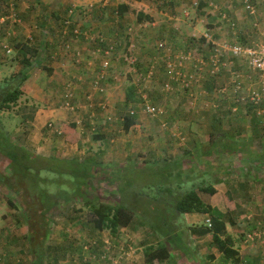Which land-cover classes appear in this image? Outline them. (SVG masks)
Here are the masks:
<instances>
[{
  "label": "rangeland",
  "instance_id": "rangeland-1",
  "mask_svg": "<svg viewBox=\"0 0 264 264\" xmlns=\"http://www.w3.org/2000/svg\"><path fill=\"white\" fill-rule=\"evenodd\" d=\"M32 1L33 0H0V38L11 34L9 39L10 47H12L18 39L19 41H24L25 39L22 32H20V27L24 21H31L29 19L30 15L36 10L31 4ZM60 1L65 7L71 6L74 2V10H79V12L74 11V16L80 18L81 21H85L89 18L91 14L90 10L94 7V5L93 7L91 5L83 8L77 7L75 4L82 3H78L76 0ZM180 1L182 0H177V2ZM183 1L187 3L188 6H191L193 10L196 9L197 4L195 6L194 1ZM82 2L84 4V2L86 3L87 1L82 0ZM152 2L160 5V8L165 10L171 7L170 3H165L163 0H152ZM233 3H236V9L239 10V12H244L245 14H247L246 11L249 14L247 5L251 6L255 11L254 13L257 15V19L255 18L254 22H256L258 26L252 25L253 29H250V43H246L247 40H243L239 34H237L235 40H232L231 38L234 37V34L228 28V24L233 22L235 24L234 29L238 33L237 23L230 19L226 13V19H223L224 26L222 32L219 30L217 35L214 34L217 41H219L218 43L224 45L233 44L234 42L242 45H253L257 43L264 29L263 23L258 18L262 13L261 10L264 11V8L261 10L259 8V5L261 7L262 4H257L256 0H233ZM23 5H28V7L23 10ZM210 8L214 18L215 15L218 14L222 20L223 15L221 14L219 6L217 5V8L211 6ZM97 9L98 8L95 10ZM104 11L108 17L114 15L111 9H105ZM135 12L136 9L127 14L130 16L126 23H123V30L117 27V32H122L123 34V40L121 39L122 41H119L120 46L117 50L115 43L110 40V42L114 44V51L117 55H113L115 57L111 56L112 59L109 63L110 65L116 63L121 68L119 69V71H121V89L119 93L122 98L128 84L134 81L139 90L142 88L140 94L145 95L151 103L158 105L162 110V114L150 117L142 113V105L138 101L134 104H121L117 109L112 111L108 110L109 106L101 108L98 113H107V117L110 115V120L106 119V125H108V122H111L112 126H110V128L112 129L108 132L107 137L96 141L91 140L95 143V146L99 147V150L95 155L90 156H94L95 159L102 161L104 165L107 166L103 167L104 169H102V172L105 171L106 174L108 173V175H110L107 177V180H109V183L112 185L108 188L104 181L100 183V187L95 191L89 188L87 189L88 194H101L99 196L100 198L111 197V199H109L110 201L113 199L118 203L124 202L130 204L132 208L136 209L132 222L126 227H121L115 234L110 233L108 230L98 231L89 220L87 207L79 200H76L73 188L67 186L66 179L64 178H61L59 181V183L64 182V184H56L53 182L46 185L41 184V186L50 193L49 196L53 198L52 202H45L43 208H41L42 205L40 204V195L32 191L30 181L22 183L25 191L21 194L9 192L0 185V232H2L1 235L3 237V240L0 241V245L2 246L0 248V264H30L29 261H33L32 257L34 255L36 256L38 249H42V247H44L43 254L41 253L43 259L41 258L40 262H32V264H52L55 259L59 260V264H87L89 258L93 255H95L93 264H100L99 255L102 254V249L107 247H109V251L105 255V263L107 264H112V261L115 259L118 260L117 264H136L135 262L139 255H141V257L139 258L138 264H147L144 261V252L146 248H156L160 246V244H164L168 248L170 255L166 260L158 264H233L231 261L225 260L221 254L215 261L216 256L210 253V235L207 238L205 236H199L197 238L198 241H196L193 239L195 236L193 237V234L190 232L191 226L199 227L206 222L201 221L188 224L186 222L187 215L174 213L171 202L174 200L175 196L185 193L190 189L214 184L213 182L216 179L213 174L214 165L225 170L227 173L225 177L227 179L241 180L247 176V178L250 179L253 177H260L263 180L264 112L261 113L259 111L258 114L256 112L257 109H254V107L244 105L242 106V112L239 116H244L245 119L241 118L235 120L234 118H238L239 116L234 117L229 114L228 119L230 120L231 118L233 120V125L229 124L230 121L226 124L223 123V125L215 122V128L226 130L224 133V139L228 140L226 145L232 142L231 139L239 142L237 143L239 145L236 147V151L239 153V158L237 160L240 162L238 166L234 168H224L222 166L225 164L222 165V160L218 159L209 166H206L205 163H199L195 166V169L189 171L188 168L183 165L184 159L190 157L185 149L190 146V142H194V140L199 137L198 135L197 137H189L188 130L191 129V132L196 133L202 130L208 134L214 126V123L210 120L213 110H199L200 114H197V116H201V119L200 121L196 120L193 118L192 113H195V110L198 109L197 103L194 106H190L191 97L186 90H183L186 94L180 97V100L182 99L183 108L179 115V119L166 121V107L164 102L167 100V95L163 89L162 82V75L165 73L163 67L164 61L159 58L161 54H159L154 43L150 45L152 52V54L150 52V56L144 59L143 56L139 57L136 55V47L138 44L134 39L131 40V38L141 36L143 34V29L147 31L149 27L145 28L143 25H138L135 19ZM164 16L168 18L166 15ZM183 17L185 19L187 18L184 15ZM202 17H204V24L207 25L205 20H209V18H207V16ZM209 21L215 22V19H210ZM180 23L182 24V21H180ZM34 25L35 23L33 26ZM31 27V25L26 26L29 30ZM12 29L19 30L20 33L17 32V34L15 33L16 35H12ZM42 29H44V27H42ZM202 29L203 25H200V32H196L195 36L191 37L195 38L194 44L196 45L198 44V42H196L197 39L203 38L204 32L208 34L213 33V30L206 26L203 31ZM30 34L34 38V33L31 32ZM78 34L79 35H76V37L74 36L75 39L81 35L80 33ZM178 35H180V38L185 36L181 33H178ZM83 36H85V33ZM90 36V41L96 48H100L101 50L105 49L106 46L93 43L97 36ZM119 39L120 37H117V40ZM124 40L126 44H124ZM133 42L135 45L132 44ZM181 42L183 44L185 41ZM169 44L170 43L167 42L168 46ZM3 50L4 54H6V56L0 55V59L3 61L6 60L9 62L16 57V55L9 54L5 49ZM121 54H127L126 56L135 58L136 64L131 65L120 59L119 62L116 61L117 58H121ZM171 54L174 55L172 51ZM226 56V53L223 54L224 58ZM38 57L37 55L34 59L32 58L33 62H37ZM199 57L200 56H198V58ZM229 60H231V58H228V61ZM154 61H157L154 67L155 75L153 79H147L143 74L146 72V68ZM241 61H234V63L236 62L238 65H233L230 71L224 72L214 79V81H218L215 84L216 90L225 82L231 83L230 80L232 76L238 73L244 76H250L252 80L250 89H255L261 85L263 80L261 79L260 73L246 64L245 67L242 66L239 64ZM7 66L8 68L6 70H3V72L0 71V83L8 74L23 68V65L19 62V58L18 61H14L13 64L9 63ZM135 73L137 76H135ZM156 75L159 79L155 84L154 79ZM152 85H156L155 89ZM213 97L215 98V96H212V98ZM260 107L264 109V103L261 104ZM132 111L137 114L135 125L130 128L129 132H124L121 118L124 114ZM219 113L220 110L217 108L213 114L219 116ZM222 113H224V111H222ZM12 116L13 117H10L6 111H0V124L4 126L5 130L11 129L19 119L22 120L14 115ZM247 125H249V128H247ZM232 129L237 133H230L229 131ZM165 131H167L170 136H173L171 138L167 136L165 138L162 137L161 135H163ZM252 131L254 132L251 135L249 132ZM248 134L251 136H248ZM219 137L220 136L216 134L211 135V138L214 139ZM167 139L174 152L172 155L166 153L170 156L168 161L160 160L158 158L161 157L162 153L157 154L156 157V153L152 150V147L158 145V140L166 141ZM88 144L89 142L84 143V147ZM114 147L115 149H113ZM117 147H126V149L125 151H120ZM28 151L32 153L35 152L31 147H28ZM51 155L60 157L58 152ZM80 156V158H90L87 153L81 154ZM155 159L157 160L153 161ZM7 163L6 159L0 155V184H2L1 181L3 179H7L4 181L8 184H12L13 180H15L12 174L7 170ZM202 164H204L203 168L201 167ZM198 166L201 168L198 169ZM204 168L207 173L205 175H200V173H203ZM237 175L238 178L235 177ZM40 176L42 178L57 177L56 174L46 171H42ZM147 184L148 186H146ZM168 186L172 188V192L169 195L165 190ZM217 187L222 190L225 189L224 185L217 184ZM236 188L237 185L234 184L226 186L227 191H232L233 193L237 192ZM249 190H251V194L244 189L238 190L241 194H248L250 200H247L249 202L246 203L244 208L238 209V211L236 209L233 212L237 219V224L235 226H228V232L233 237L234 247L237 250L240 249L239 244L241 240L244 241L245 233L251 231L254 225L263 219L264 181L256 182L249 187ZM106 192L111 194V196L107 197L104 195ZM149 194H151V196ZM200 194L208 199V195L206 196L205 192L202 191ZM56 195L57 197H55ZM255 196H259L260 200L257 202L254 201ZM8 197L11 199L12 205L7 202L6 199ZM43 199L46 200L47 198ZM217 199L223 203V199ZM55 202H58L57 205H55ZM249 212L251 213L248 214ZM172 236H175V238L171 239ZM193 242L197 243L198 246L195 245L194 247V245H192ZM180 244L187 247L179 248L181 247ZM262 245L264 244L256 241L252 245V248L261 255L262 250L260 246ZM30 252L32 256H30ZM240 258H242V260L239 264H248L252 258V252L248 253V251H246ZM245 259L248 261L247 263L243 261ZM259 262L260 261H258V263ZM259 264H261V262Z\"/></svg>",
  "mask_w": 264,
  "mask_h": 264
},
{
  "label": "crops",
  "instance_id": "crops-1",
  "mask_svg": "<svg viewBox=\"0 0 264 264\" xmlns=\"http://www.w3.org/2000/svg\"><path fill=\"white\" fill-rule=\"evenodd\" d=\"M76 1L78 3H82L75 4L77 7L83 8L87 7L88 5H91L93 7L94 5L92 10H90L91 14L89 15V18L85 21H81L80 18L74 16V11L79 12V10H74V2L71 6L65 7L60 0H33L31 4L36 8V10L30 15L29 19L31 21H24V23L20 27V32H22V35L25 38H23L24 41L28 39L32 43V45H35V47H37V50L39 49V57L37 62H34L31 68H28L29 75L21 86L22 95L19 101L13 107H11L10 110L6 111L8 115H10V117H13L12 115H14L17 118H21L22 120L19 119V121H16L15 125L11 129H7V131L11 133L12 139L17 144L27 149L28 147H31L35 151L34 153L40 155H51L56 152H58L60 157H79L81 154L85 153H87L89 156L95 155L99 150V147L95 146V143L91 141V135L93 133L100 134V137L104 138L107 137L108 132H110V130L112 129L110 128V126H112L111 122H108V125H106V119L110 120V115L107 117V113L99 114L98 111H100L102 105L109 106L108 110L112 111L117 109L119 105L125 104V93L123 98L119 93V90L121 89V71H119V69H121L120 66L116 63H112L111 65L109 63L108 69L106 71V78L103 80H98L97 74L99 73L98 70L100 69L101 63L104 59L108 60V58L107 55L97 53V48L90 41V35L97 36L95 38L96 40H94L93 43L107 46L111 43L110 40H112V42L115 43L116 50L119 48V41L123 40V34L122 32H117V27H120V29L123 30V23H126L130 15L126 14L123 17H118L116 14V7L118 4L123 3L129 6L131 10L136 9L135 19L138 12H142L152 17L151 22H138V25H143L145 28L149 27V29L147 31L143 29V34L141 36L137 35V38H131V40L134 39L138 44L136 47V55L139 57L143 56L144 59L152 54L150 45H153V43L155 45L160 40L169 42V46L171 47L170 49L174 54L182 51H190L192 52L194 57H202L209 53V49L213 47L211 46L212 44L218 46V48L222 51V54H225L224 52H226V46H229L231 44H219V41H217V38L215 37L219 30H221L220 32H222L223 30V19H226L225 14L227 13L229 18L237 23L238 33L235 29L233 30L230 28V26H228L232 33L236 35L231 39L235 40L237 34H239V36L242 37L243 40H247L246 43L251 42L249 33L252 25L256 23L254 22V19L257 17L256 14L250 15L247 11V14H245L244 12H239V10L236 9V3H233V0H192L194 1L195 6L196 4L198 6V4L205 3V7L201 11L197 9V6L196 9L193 10L192 7L188 6L187 3H185L183 0L180 2H177V0H163V2L165 3H170L171 6L166 10L160 8V5L155 4L154 2H152V0H85L87 2H84V4L82 0ZM256 2L257 4H262L261 7L259 5L260 10L264 8V0H256ZM217 5L219 6L221 14L223 15L222 20L220 19L218 14L215 15V18L212 14V10L210 7L213 6V8H217ZM26 7H28V5H23V10H25ZM96 8L98 9L95 10ZM70 9H73L72 16H70L69 14ZM105 9H111V12H114V15H110L108 17V15L104 11ZM261 11L262 13L260 16H258V18L264 25V11ZM164 15H166L168 18H165ZM183 15L187 18L185 19ZM202 16L213 18V20L215 19V22L209 21L210 19L205 20V23H207L206 25L204 24V17ZM66 19H70V23L67 28L68 33L64 35L62 32ZM180 21H182V24L180 23ZM34 23L35 25L33 26ZM27 25L32 26L30 30L26 28ZM200 25H203V29L206 26L213 30L212 39L214 43H209L206 41V39H197L196 42H198V44H194L195 38L191 37H194L196 32H200ZM42 27H44V29H42ZM75 28H77L79 30V33L81 34L76 39H74L73 35V30ZM17 32L20 33L19 30L12 29V35H16ZM31 32L34 33V38L30 34ZM84 33L85 36H83ZM178 33H181L185 36L183 38H180V35H178ZM10 36L11 34L6 37L0 38V55L6 56L3 49H5L6 51L9 50L8 53L11 55H15L18 53L17 48H15L14 44L12 45V47L9 46ZM98 37H103L104 41L99 42ZM117 37H120V39L117 40ZM17 41H19V39ZM63 41L69 43L68 49H64L61 46ZM181 41L185 42L182 44ZM124 44H126L125 40ZM132 44L135 45L134 42ZM226 55L227 56L223 58L228 60L231 55L229 56L227 53ZM159 58L163 59V56L160 55ZM111 59L112 58L109 57V62L111 61ZM119 59L120 58H117L116 61L119 62ZM233 60L237 61L238 59L236 60V58H231V60H229L233 62V65L237 64L236 62L234 63ZM13 62L14 61L8 62L6 60L3 61L2 59H0V71L3 72V70H6L8 68L7 65L9 63L13 64ZM231 62H229L230 64L228 70H230V68L232 67ZM239 64L244 67L246 66L245 62L243 63V61H241ZM186 68L190 73H193L194 76H200V74H197V72H195L191 64H187ZM47 69H49L48 72ZM19 70L13 71L17 72ZM228 70H225L222 73L227 72ZM237 75V77H240V80L244 85V89H242L241 93L239 94H235L233 92L231 83L228 82H225L223 84L228 85V91L226 93L217 92V90L215 89V84L218 81H214L216 77L208 78V75L204 74L193 84L191 90L187 91V93L191 97L190 106H194L196 103L198 106V109L195 110V113H192L193 118H195L196 120L200 121L201 119V116H197V114H200L199 110L212 109V114L215 113V109L219 108L220 110L219 116L211 114L210 120H212L214 126L208 134H206V132L202 130H199L197 133L191 132V129L188 130L189 137H197V135L199 137L196 138L194 142H190V146L185 149L186 153L190 157L184 159L183 165L188 168L189 171L195 169V166L199 163H205L206 166H209L218 159L222 160V165L225 164L224 166H222L224 168H234L240 164V162L237 160L239 158V153L238 151H236V147L237 145H239L237 143L239 142L231 139L232 142L226 145L228 141L224 139V133L226 132V130L215 128V122L221 123L223 125V123L226 124L230 121L229 124L233 125V120L231 118L230 120L228 119L229 114L234 117L239 116L242 112V106H251L248 103H242L240 101H237L236 99L240 95H242V92L244 93L245 90L250 89V83L252 82V80L250 76H244L239 73ZM135 76H137L136 73ZM165 78L166 74L163 73L162 82L165 81ZM158 79L159 78L156 75L154 79L155 84L157 83ZM152 87L155 89L156 85H152ZM136 88L138 93H140V90H142V88L140 90L137 86ZM66 89H70L74 94L72 100V103L74 105L73 109L66 108L64 106V93ZM165 94L167 95V100L164 102L166 107L165 119L166 121L174 119L178 120L183 108L182 99L180 100V97L185 95L186 93L179 90V88L176 86L175 90H173L172 92H166ZM212 96H215V98H212ZM222 111H224V113H222ZM241 118H244V116H239L238 118L234 119L237 120ZM50 122H54L55 126L57 125L55 129L49 128L47 126ZM58 123L75 124V130L68 131L70 137H72L73 139L72 141H70L69 139L66 140V136L61 135V133L58 132ZM247 128H249V125H247ZM74 131L77 132L76 136L78 135L79 137L78 141L75 143ZM229 132L235 134L237 133L234 129L230 130ZM253 132L254 131L249 133L252 135ZM212 134H216L220 137L216 139L211 138ZM250 134H248V136H251ZM161 136L164 138L166 136L171 138L173 135L170 136L168 132L165 131ZM168 141V139L166 141L158 140V145H154L152 147V150L156 153V157L157 154L162 153L161 157L158 158L160 160L168 161L170 157L168 154L172 155V153L174 152V150L171 148V144H169ZM87 142H89V144L84 147V143ZM117 148L120 151H125L126 149V147ZM113 149H115V147ZM90 158L95 157L90 156ZM156 160L157 159L153 161ZM203 166L204 164H202L201 167L203 168ZM201 167L198 166V169H200ZM214 167L215 168L213 169V174L216 179L213 182L214 184L208 185H212L216 189V192L213 195L206 194V196L208 195V199L204 195L202 196L200 192L199 196L204 201H208L212 206L218 208L222 212L226 211L224 200L222 203L217 199H223L222 193L231 194V197L237 204L236 209L238 211V209L240 210L246 206V203L249 202L247 200H250V196L248 194H241L238 190L244 189L246 192L251 194L252 192L251 190H249V187H251L256 182L264 181V178L263 180L260 177H253L250 179L247 178V176H245L241 180H232L231 178L227 179L225 177L227 173L223 168L215 165ZM206 173L207 172L204 168L203 173H200V175H205ZM238 175L235 177L238 178ZM217 184L224 185L225 189H219L217 187ZM229 184L237 185L236 193L227 191L226 186H228ZM146 186H148V184ZM149 195L151 196V194ZM259 200V196L254 197V201L257 202ZM250 213L251 212H249L248 214ZM182 214L187 215V217H185L187 218L186 222L188 224L207 221V215L204 213L193 212ZM262 216L264 217V212ZM227 230L229 231L228 227ZM1 233L2 232H0V241L3 240ZM203 236L207 238L209 234ZM193 237L194 240L198 241V235L193 234ZM253 244L254 243H246L245 241L241 240V243L239 244L240 249H238L239 258L243 253L248 251V253L252 252V258L248 264H259L260 262L261 264H264V245L260 246L262 250V253L260 255V253L252 248ZM180 245L181 247L178 246L179 248L187 247H185L184 245L182 246V244ZM192 245H194V247L195 245L198 246V244L195 242H193ZM1 247L2 246L0 245V248ZM43 251L44 247H42V254ZM210 253H213L216 256L215 261L220 257V253L215 248H211ZM30 256H32L31 252ZM140 257L141 255L138 256V259L135 262L136 264L139 263ZM32 260V262L34 263L35 255L32 257ZM241 260L242 258H240V262ZM243 261L245 263L248 262L246 259ZM258 261L260 262L258 263ZM32 262L29 261L30 264H32Z\"/></svg>",
  "mask_w": 264,
  "mask_h": 264
},
{
  "label": "trees",
  "instance_id": "trees-1",
  "mask_svg": "<svg viewBox=\"0 0 264 264\" xmlns=\"http://www.w3.org/2000/svg\"><path fill=\"white\" fill-rule=\"evenodd\" d=\"M204 7L205 3L198 4L197 9L201 11ZM131 11L132 10L129 6L123 3L118 4L116 7V14L118 17H123ZM136 19L137 23L152 21L151 16L142 12L136 14ZM209 19L213 20V18ZM234 36L236 35L234 34ZM14 46L17 48L18 53L15 54L16 57L10 62L18 61L19 58V62L23 65V68L5 76L0 83V111L10 110L11 107L19 101L22 95L21 86L29 75L28 68H31L34 63L32 58L34 59L39 53V49L37 50V47L32 45L28 39L25 41H17ZM48 71L49 69H47V72ZM208 78L212 77L208 76ZM137 101L139 102L137 98V88L135 84L130 83L125 92V104H134ZM136 115L135 112H128L122 116L121 121L124 132H129L130 128L135 124ZM50 124L51 126L47 125L49 128L55 129L57 126H55L54 122H50ZM58 125V132L61 133V135L66 136V140L69 139L72 141L73 139L70 137L68 131L75 130V124L58 123ZM76 134L77 132L74 131V143L79 139ZM91 137L94 141L101 139L100 134H92ZM0 155L8 162L7 170L15 179L12 184H8L4 181L7 179H3L1 181L2 184L0 185L9 192L21 194L25 191L22 183L30 181L32 191H35L40 195L41 208L44 207L45 202L53 201V198L49 196L50 193H48L41 184L46 185L50 182L57 184L61 178H64L66 179L67 186L73 188L76 200H79L85 207H87L89 220L98 231L108 230L110 233L115 234L121 227L128 226L134 218V211H136V209L132 208L130 204L124 202L118 203L113 199L110 201L109 199H111V197L100 198L99 196L101 194H88V188L95 191L100 187L101 182L103 183L105 181L108 188L112 185L109 183V180H107V177L110 175H108V173L106 174L105 171L102 172V169H104L103 167H107L102 161L89 157L80 158L71 156L62 158L56 155H40L34 152L32 153L28 151L27 148L17 144L12 139L11 133L5 130L4 126L1 124ZM42 171L54 173L57 177L42 178L40 176ZM61 183L64 184V182ZM165 190L168 195L172 192L170 186L166 187ZM202 191L208 195H213L216 192V189L212 185L199 186L198 188L190 189L185 193L179 194L180 196L177 195L178 197L175 196L174 200L171 202V207L174 209V213L178 214L193 212L206 214L207 222L199 227H191L190 232L198 236L209 234V246L215 248L225 260L231 261L233 264H238L240 262L238 250L234 247V239L227 230L228 226H235L237 224V219L233 214L237 208V204L229 193H224L223 200L226 211L222 212L199 196V192ZM104 195L107 197L111 196V194L107 192ZM42 197L47 199L44 200ZM55 197H57V195ZM6 200L12 205V201L9 197ZM57 203L58 202H55V205H57ZM174 238L175 236L171 237V239ZM41 253L42 249L39 248L37 255L35 256V261H41ZM169 255L170 252L168 248L164 244H160V246L156 248H146L144 252V261L147 264H158L166 260ZM52 264H59L58 259H55Z\"/></svg>",
  "mask_w": 264,
  "mask_h": 264
},
{
  "label": "built area",
  "instance_id": "built-area-1",
  "mask_svg": "<svg viewBox=\"0 0 264 264\" xmlns=\"http://www.w3.org/2000/svg\"><path fill=\"white\" fill-rule=\"evenodd\" d=\"M247 1V0H245ZM247 9L249 10L250 15H255L254 9L247 5ZM70 16L73 15V9L69 10ZM3 21V19H2ZM70 23V19H66L64 23L63 34L68 33V26ZM254 25H257L255 23ZM231 29H234L235 24L233 22L229 23ZM79 33V30L75 28L73 30V35ZM203 37L206 39L207 42L214 43L212 39V34L204 32ZM98 41L102 42L104 39L102 37H98ZM62 47L64 49L69 48V43L66 41L62 42ZM110 45V46H109ZM171 47L167 45V42L164 40H160L156 43V49L163 53V61H164V71L166 73V80L164 81L163 87L165 91H172L176 86L179 90H186L189 91L193 87V84L204 75H208L210 77H215L216 75L220 74L224 70L229 69V61L223 60L222 51L213 44V47L210 48L209 53L206 56H202L196 58L193 56L192 52L190 51H182L179 53H175L174 55L171 54ZM98 50V51H97ZM97 53L107 55L108 60H103L101 63L100 71L97 75V79H104L106 77V71L109 66V57L115 55L114 52V44H108L105 49L101 50L97 48ZM9 50H7L8 52ZM226 52L232 58L243 60L248 66H250L253 70H256L260 73L261 79L263 80L261 85L256 87L255 89H248L247 92L239 96L236 100L241 101L243 103H250L253 105L255 109H257V113L259 111L262 113L264 109H261L260 105L264 103V30L261 33V37L259 41L253 45H242L239 43H233L229 46H226ZM127 54H122L121 57L125 62H128L131 65L136 63L135 58H130L126 56ZM230 56V57H231ZM157 61H154L152 64L149 65V68L146 72V78L151 79L153 78L154 74V67ZM187 64H191L195 72L200 74L199 77L194 76L193 73H190L186 68ZM238 75L232 76L231 86L232 90L235 94H238L242 89V82ZM263 84V85H262ZM228 91V85H223L218 89L220 93H226ZM73 92L70 89H66L64 93V106L66 108L73 109ZM141 101L142 111L150 116H156L161 113V110L158 106L152 104L145 95L139 93L138 97ZM51 126V124H48ZM244 241L246 243H255L256 241L264 244V217L261 221L257 222L255 227L245 233ZM109 251V247L102 249V254L99 255L100 257V264H107L105 263V255ZM95 259V255L89 258L87 264H93ZM118 260L115 259L112 261V264H117Z\"/></svg>",
  "mask_w": 264,
  "mask_h": 264
},
{
  "label": "clouds",
  "instance_id": "clouds-1",
  "mask_svg": "<svg viewBox=\"0 0 264 264\" xmlns=\"http://www.w3.org/2000/svg\"><path fill=\"white\" fill-rule=\"evenodd\" d=\"M203 38H204V37H203ZM74 39H75V38H74ZM204 39H205V38H204ZM209 43H211V42H209ZM234 43H237V42H234ZM211 46H213V44H212ZM155 47H156V44H155ZM209 50H210V49H209ZM114 52H115V51H114ZM158 52H159V54H161L160 51H158ZM225 53H227V52H225ZM115 55H117L116 52H115ZM121 55H122V54H121ZM121 55H120V57H121ZM161 55L163 56V53H162ZM205 56H206V55H205ZM230 58H232V57H230ZM120 59L123 60L122 57H121ZM223 60H226V59L223 58ZM238 60H240V59H238ZM226 61H228V60H226ZM229 62H231V61H229ZM232 63H233V62H231V66H233ZM135 64H136V63H135ZM245 64H246V63H245ZM246 65H247V64H246ZM247 66H248V65H247ZM100 68H101V66H100ZM148 68H149V66L146 68V72H147ZM231 68H232V67H231ZM231 68H230V69H231ZM98 71H100V69H99ZM224 71H225V70H224ZM228 71H230V70H228ZM146 72L143 74V76H144L145 78H146ZM106 73H107V72H106ZM221 73H222V72H221ZM221 73H220V74H221ZM97 75H98V74H97ZM218 75H219V74H218ZM218 75H216L215 77H217ZM153 77H154V76H153ZM105 78H106V77H105ZM105 78H104V79H105ZM212 78H214V77H212ZM152 79H153V78H152ZM99 80H103V79H99ZM165 80H166V78H165ZM132 83L135 84L134 81H133ZM163 84H164V82H163ZM135 85L137 86V84H135ZM222 86H223V85H222ZM220 87H221V86H220ZM220 87H219V88H220ZM242 87H243L242 89H244V85H242ZM219 88H218V89H219ZM163 89H164V87H163ZM174 89H175V88H174ZM218 89H217V90H218ZM242 89H241V90H242ZM241 90H240L239 93H241ZM164 91H165V90H164ZM172 91H173V90H172ZM172 91H168V92H172ZM181 91H182V90H181ZM165 92H167V91H165ZM246 92H247V90L244 91L243 95H244ZM239 93H238V94H239ZM240 96H242V95H240ZM138 97H139V93H138V91H137V98H138ZM138 100H139V103H141V101H140L139 98H138ZM240 102H241V101H240ZM242 103H243V102H242ZM152 104H153V103H152ZM248 104H250V103H248ZM250 105H251V104H250ZM251 106L253 107V105H251ZM158 107H159V106H158ZM102 108H105V106L102 105ZM159 108H160V107H159ZM160 110H161V108H160ZM132 112H134V111H132ZM141 112L144 113V114H146V113L143 112V111H141ZM130 113H131V112H130ZM161 114H162V110H161V113H159L158 115H161ZM147 115H148V114H147ZM158 115H156V116H158ZM149 116H150V115H149ZM150 117H152V116H150ZM154 117H155V116H154ZM206 222H207V221H206Z\"/></svg>",
  "mask_w": 264,
  "mask_h": 264
}]
</instances>
